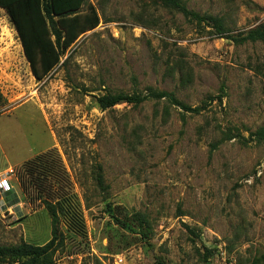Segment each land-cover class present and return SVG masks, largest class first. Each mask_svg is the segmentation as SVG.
Masks as SVG:
<instances>
[{"label":"rangeland","instance_id":"obj_1","mask_svg":"<svg viewBox=\"0 0 264 264\" xmlns=\"http://www.w3.org/2000/svg\"><path fill=\"white\" fill-rule=\"evenodd\" d=\"M184 1L229 32L149 0H89L100 25L42 82L0 8V171L12 164L0 175L19 199L6 208L0 197V246L48 243L44 200L66 196L85 230L61 218L55 264H264V143L251 140L264 127V44L227 39L264 22V0ZM149 88L206 110L184 114L165 100L98 106L110 92ZM135 213L150 221L148 238Z\"/></svg>","mask_w":264,"mask_h":264},{"label":"trees","instance_id":"obj_2","mask_svg":"<svg viewBox=\"0 0 264 264\" xmlns=\"http://www.w3.org/2000/svg\"><path fill=\"white\" fill-rule=\"evenodd\" d=\"M149 1L182 14L191 23L210 25L218 35L223 36L229 32L223 20L190 10L184 0ZM85 6H87V11L81 12ZM0 8L7 13L17 31L25 57L38 82L47 79L61 64L63 58L74 49L79 39L86 33L95 30L101 23L97 10L89 0H0ZM227 39L236 45L258 42L264 44V22L248 31L229 35ZM149 100L168 101L171 105L181 108L184 114H199L206 110L205 106L191 107L179 101L173 93L152 88H149L146 94L110 92L98 98L97 102L100 109L104 111L123 103L138 106ZM183 121L185 122V117H183ZM227 138L230 140L243 139L240 135L235 137L230 133ZM251 140L259 144L264 143V127L252 133ZM216 148L217 145H213V150ZM35 163L37 165V161ZM29 165H31L30 162ZM23 179H25L23 185L28 186L27 183H29L37 188L36 180ZM95 180L102 191L107 190L101 165H98L95 170ZM5 195L7 198L6 208L18 204V195L14 190ZM72 200V197L66 196H60L56 203L44 200L52 218L53 239L41 246L26 242L18 245L0 246V264H55V254L62 246V243L58 241V226L61 218L66 219L71 231L79 235L84 234L85 224L82 212ZM130 218L137 230L148 238L151 224L145 214L135 213ZM120 222L123 226L126 225L122 221ZM262 259L261 262H264V256ZM97 264L102 263L97 261Z\"/></svg>","mask_w":264,"mask_h":264},{"label":"built area","instance_id":"obj_3","mask_svg":"<svg viewBox=\"0 0 264 264\" xmlns=\"http://www.w3.org/2000/svg\"><path fill=\"white\" fill-rule=\"evenodd\" d=\"M13 171L10 172L12 174ZM13 190V185L7 174L0 175V197ZM122 262V259H119Z\"/></svg>","mask_w":264,"mask_h":264},{"label":"crops","instance_id":"obj_4","mask_svg":"<svg viewBox=\"0 0 264 264\" xmlns=\"http://www.w3.org/2000/svg\"><path fill=\"white\" fill-rule=\"evenodd\" d=\"M22 163V162H21ZM18 165V164H17ZM7 169L11 170L12 169V164L8 166H6L3 170L0 171V173L4 172V171H7Z\"/></svg>","mask_w":264,"mask_h":264}]
</instances>
